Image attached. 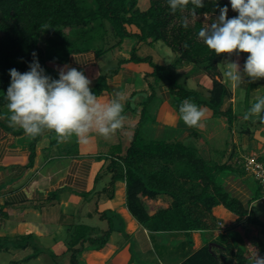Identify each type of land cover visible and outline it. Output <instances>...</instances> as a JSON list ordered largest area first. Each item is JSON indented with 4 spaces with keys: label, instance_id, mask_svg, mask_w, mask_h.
Returning <instances> with one entry per match:
<instances>
[{
    "label": "trees",
    "instance_id": "16d2710c",
    "mask_svg": "<svg viewBox=\"0 0 264 264\" xmlns=\"http://www.w3.org/2000/svg\"><path fill=\"white\" fill-rule=\"evenodd\" d=\"M139 1L0 0V114L7 104L5 94L10 85V69L21 73L28 71L33 52L41 67L47 70L48 61L64 63L71 54L89 50H94L99 57L121 49L127 38H135L130 56L122 57L119 64L108 69L91 89L94 94H101L108 88V78L126 64L150 63L144 72L148 86L144 89L146 98L140 105V124L132 134L126 153L114 151L108 165L114 173L113 181L124 178L127 206L145 228L156 233L182 231L193 245L198 237L203 240L201 247L178 264H252L253 256L242 246L235 228L239 223L253 224L261 226L264 234V223L252 207L254 200L262 198L264 188L256 175L245 167V158L252 151L230 162L224 160L228 144L209 151L206 145L195 144L202 137L196 128L188 138L148 139L142 131L145 120L154 119L149 107L162 85L168 86L173 106L178 111L183 100L190 98L210 113L204 121L225 116L232 128L237 117L233 106L222 109L226 98L232 95L229 85L221 78L220 65L226 54L215 55L198 38L199 29L205 25L192 16L193 5L173 13L168 0H149L147 8L140 7ZM225 6L229 9V18L238 15L232 11L230 0H204V6L195 11L196 14L213 15L219 14L220 8ZM184 17L189 18L187 28L181 23ZM45 24L50 28L43 30L41 25ZM159 40L178 54L173 64L158 63L152 55H139L140 46ZM189 63L195 71L212 79L209 95L186 86L185 77L184 84L180 82L174 67ZM231 155L235 157L238 153ZM257 156L264 163L262 154ZM231 181H238L250 189L252 197L244 199V194L239 193ZM113 184L110 198L114 196ZM218 205L238 216L235 226H221L214 213ZM97 213L105 222V228L91 233L83 228L78 230L83 236L70 245L69 264H79V254L83 250L103 247L113 233L114 222L107 210ZM222 228L225 231L217 237L205 236L209 230Z\"/></svg>",
    "mask_w": 264,
    "mask_h": 264
},
{
    "label": "crops",
    "instance_id": "0c3cea01",
    "mask_svg": "<svg viewBox=\"0 0 264 264\" xmlns=\"http://www.w3.org/2000/svg\"><path fill=\"white\" fill-rule=\"evenodd\" d=\"M140 50L144 55L139 53ZM130 53H124V55L128 57ZM138 53L141 56L152 55L155 61L161 56L156 52L143 51L142 46ZM109 54L107 52L98 57L94 50L77 52L71 54L64 63L48 61L47 66L51 72L58 74L55 77L57 79L59 78V70L66 65L82 71L91 81L90 89H92L107 71L103 68L106 63L108 64V58H111ZM177 56L176 53L170 64L160 63L171 65L176 61ZM147 68H143L144 72ZM138 69H141V64L129 63L124 65L108 78V88L97 95L102 101L111 99L117 90L127 95L128 100L125 103L123 115L126 117L125 124H131L128 139L131 138L134 129L137 127L134 128L131 122L134 126L139 124L137 122L142 110L140 105L147 95L144 90L146 86L141 90L135 88L137 81L135 75ZM174 69L180 77H194L199 82L205 79L208 88H210L211 78L205 73L195 71L192 64L179 65ZM207 77L208 79H206ZM240 87L248 88L247 78ZM131 96L135 98L133 104L131 103ZM158 97L149 107L154 119H148L144 122L143 133L149 135L148 139L188 138L187 136H190L195 127H188L180 119V113L173 106L172 96L167 85H162L159 88ZM228 98H232V95L226 98L222 109L226 110L229 106H233L235 113L236 109L232 102L225 107ZM6 114L7 108L5 106L0 114V240H3V245L2 241L0 243V251L1 248L3 252H7L11 248L28 247L26 244L20 246L9 242V239L18 238V236H30L31 238L38 235L44 239L45 236H54L62 226L67 228L69 233H74L76 232L75 226L80 225L76 224L77 213L80 214V219L85 214H88L90 218L95 216L99 223L90 225L84 231L86 233L98 232L100 227L105 225V222L99 219L97 211L104 209L112 217L113 232L116 231L117 234L113 236L112 233L103 247L83 250L79 254V264L82 261L86 262L85 264H124L121 257L118 256L120 262L114 257L119 253L121 241L128 239L127 247H133L135 257L140 258H136L137 261L133 260L132 264H143L141 259L145 262L157 260L160 264H178L204 244L200 237H198L197 243L191 244L187 235L182 231L163 233L150 231L133 216L127 206L126 181L124 178L113 181L114 173L108 167L114 157V151L124 154L128 146L125 149L122 146L113 148L116 145L109 138L105 139L98 135H93L87 143L78 142L75 137L67 143H58L55 133L52 131H45L42 135L30 138L24 134L22 129L9 127ZM185 130H189V133L182 136ZM124 135L127 137L126 134ZM242 140L251 151L259 149V142L250 135H244ZM106 147L108 148L106 149ZM33 150H35L34 154ZM263 152L264 150L262 155ZM232 182L246 189L248 194H242L244 199L252 197L250 189L242 186L238 181ZM112 183H114V196L110 198L109 192ZM88 201L90 203L85 204ZM216 207L230 219L238 218L225 206L218 205ZM82 225L86 226L84 223ZM207 232L205 233L206 237L213 238L209 237ZM117 236L120 237V240H117ZM159 236L165 241H169L170 244L180 246L173 254L170 263L164 255L150 249L151 245H160ZM125 237L126 239H124ZM69 247H64L62 252L68 253ZM157 248L158 250L161 249V247ZM43 249L46 250V248ZM47 249L46 252L51 248ZM50 252L55 253L53 250ZM126 253L128 252L124 251L122 257L131 259L130 253L125 257ZM184 253L185 256H183ZM13 261L16 262L17 260L13 259Z\"/></svg>",
    "mask_w": 264,
    "mask_h": 264
},
{
    "label": "clouds",
    "instance_id": "9594fccd",
    "mask_svg": "<svg viewBox=\"0 0 264 264\" xmlns=\"http://www.w3.org/2000/svg\"><path fill=\"white\" fill-rule=\"evenodd\" d=\"M168 4L173 13L191 4L195 17V10L204 6V0H168ZM230 5L238 15L229 18L228 7L220 8L218 17L199 29L198 38L217 56L248 54L242 70L238 62L224 63L225 80L232 88H239L246 78L249 82L264 79V0H230ZM181 23L187 28L189 18H182ZM41 28L50 27L45 24ZM32 56L28 71H9L11 80L5 94L9 127L22 129L30 138L52 131L58 143H67L73 137L87 143L93 135L108 139L123 127L128 100L124 92L117 90L111 99L102 101L91 91V81L82 71L66 65L59 70V78L52 79L45 74L37 54L33 52ZM179 113L188 127H199L205 117V111L190 98L183 100ZM262 114L264 96H259L243 119L257 116L264 123ZM252 264H264L258 251Z\"/></svg>",
    "mask_w": 264,
    "mask_h": 264
},
{
    "label": "rangeland",
    "instance_id": "374dc122",
    "mask_svg": "<svg viewBox=\"0 0 264 264\" xmlns=\"http://www.w3.org/2000/svg\"><path fill=\"white\" fill-rule=\"evenodd\" d=\"M149 5V0H140L139 1V6L142 8H147V6ZM219 14H196V16L194 18L196 19H201L204 23V25L206 26L208 23H210L212 20H214L216 17H218ZM134 30H137L136 28H133ZM135 38H127L125 40L124 45L122 46V48L120 49H115L113 52H109L110 54V59L108 58V64L106 63V66L103 68L104 70H108L113 66H117L119 64V61L122 57H124V53H130V49H132L134 42H135ZM99 46V45H98ZM147 49H145V48ZM141 48V46H140ZM142 50L143 51H148L149 53H159L161 56L156 60L158 63L160 62H165L166 64H170V62H172V58L175 56V52L172 50L171 47H169L164 41L159 40L157 42L154 43L153 46H150L149 44H144L142 45ZM124 52V53H123ZM140 54H142V51H139ZM144 55V54H142ZM155 55V54H154ZM248 54L246 53H239L237 54H232L231 56H229L228 54H226L225 60L221 63L220 65V69H221V78L223 79L224 82H226L231 91H232V98H228V100L226 101L225 107L229 106V103L232 102V105L235 106V114L237 117L234 118V124L232 128H229V120L225 117V116H221V117H211L210 120L204 121L202 122V124L199 127H195L198 132L201 133V138L198 139L195 144H197L198 146L202 147V145H206L208 148V151L210 150V148H213L215 146H225L226 144H228L227 146V152H226V157H225V161H230L232 162L233 160H236L237 158H240L241 156H246V154H248V152H251V150L249 149V147L247 146V144L242 140V138H244V135L249 133L252 135V138L257 140L259 142V149L256 151H252V153H255L257 155H261L262 151L264 150V123L261 122L260 117L257 116H252L250 119L248 120H244L243 119V115L244 113L249 109V107L256 102L257 97L259 96H264V79H260L257 80L255 82H249L247 80V82H249L248 84V88L247 87H239V88H232L230 83H228L224 76H223V71H224V63L228 62V61H234V62H238L241 70L243 69V61L244 59L247 57ZM157 57V56H156ZM163 60V61H162ZM135 64H141V69H138L136 71V75L135 78H137L136 84H135V88L136 89H140L143 88L144 86H148L147 85V78L145 77V73L143 68L144 67H148V65L150 64L147 61L141 62V63H135ZM144 66V67H142ZM46 75L50 76L51 78H55L58 74L51 72L49 70V68H47V70H45ZM193 73V72H192ZM195 74V72L193 73ZM184 77H180L179 80L181 83L184 84ZM57 79V78H55ZM202 79V78H201ZM208 79V77L206 78ZM205 80V79H204ZM201 80V82L197 81L194 77H187L186 78V86L192 88V89H200V91L202 92V94L205 95H209L210 93V89L213 85L212 79L210 80V88H208L207 86V81L205 80ZM134 87V86H133ZM159 98V97H157ZM135 98H133L131 96V103H134ZM156 98L154 99L153 102H155ZM158 100V99H157ZM150 109V108H149ZM150 113L152 114V110L150 109ZM209 112L205 113L206 115H209ZM264 115V114H262ZM239 117V118H238ZM147 120V119H146ZM145 120V121H146ZM258 121V122H257ZM131 122V121H129ZM133 127L135 128L136 126H138L137 124L134 126L133 122H131ZM140 124V119L138 120V122ZM131 125V124H130ZM130 125H126L124 122V125L121 129H119L114 135H112L109 139L111 142H113L114 145H116L113 148H118L119 146L122 148H127V146L129 147L128 144H130L131 138H129V128ZM135 130V129H134ZM143 130V127H142ZM133 131V129H132ZM189 130H185L182 133V136L187 135L189 132ZM248 131V132H246ZM127 135V137H125V135ZM143 135L148 138L149 135H146L145 133H143ZM188 137V136H187ZM108 147H106L107 149ZM110 148V147H109ZM238 153L237 156L234 157V155L232 156L231 153ZM263 158H264V152H263ZM264 160V159H263ZM249 174V173H248ZM252 177V174H249L248 176ZM253 179V177H252ZM241 181V180H240ZM233 186L235 185V187L238 189V191H240V193H243L245 195L248 194V192L246 191L245 188L243 187H239V185H236L235 182H232ZM90 201L86 202L85 204H89ZM252 207L255 211V214L257 215V217L264 223V201L262 199H256L253 201L252 203ZM215 215L218 217V222L220 221L222 223L221 226H226L227 227H231V226H235V224H237L236 219L235 218H229L226 215H223L220 212L219 208H215L214 210ZM80 214L77 213L76 216V224H80V225H76L75 226V231L74 233H69L67 228L65 227H61V229L58 230L57 233L54 234V236L50 237V236H45L44 239H42V237L35 235L34 237L30 236H23V237H19L18 238H13V239H9V242H13L16 245H20L21 244H26V246L28 247H18V248H11L10 251H4L1 248L0 251V264H69L70 263V259L68 257L69 253H65L62 252L64 247L67 248L69 247L73 241H77L79 238H81V236L83 235H79L78 231H80L81 225L84 223L86 226L82 225L83 230L86 229L87 227H89L90 225L99 223L97 222L98 219L94 216L92 218L89 217L88 214H85L84 216H81V219L79 217ZM124 221V220H123ZM101 224V223H100ZM123 224V223H121ZM102 227L105 228L104 224L102 225ZM121 227V226H120ZM123 228V227H121ZM236 230L239 232L240 237H241V244L243 247H245L247 250H249V252H251L252 256L255 255L256 251H258L259 255L264 257V234L261 231V226L257 227L256 225L253 224H248V223H239V225H237ZM225 231L222 229H216V230H209L207 233V235H209V237H217V235H219L220 232ZM123 232V231H122ZM84 234V233H82ZM117 233L116 231L113 232V236H115ZM166 236V235H165ZM206 236V234H205ZM118 239L120 240V237L117 236ZM164 237V236H162ZM126 239V237L124 238ZM159 244L157 245L155 244L154 246L151 245L150 249H153V251H155L156 253H160L162 255H164V257L167 258L168 263H170L169 261H171V258H173V254L176 253V251L179 249V245L178 244H170L169 241H165L164 239L160 238L159 236ZM2 241V245H3V240H0V243ZM129 241H121L120 245H119V253L116 257V260L120 262V258L122 259V262H124V264H132L131 262L133 260L140 259L138 256L135 257V253L133 252L134 249H132L133 247L126 245V243ZM151 243L153 241H150ZM49 244V245H48ZM157 247H161L160 250H158ZM43 248H46V250H44ZM47 248H51L50 250L55 251V253L50 252V250L48 252H46L48 249ZM132 249V250H131ZM128 252L125 254V257L130 253L131 255V259L130 258H124L122 256L123 252ZM120 254H122L120 256ZM186 254L184 253L183 256H185ZM119 256V257H118ZM24 258V259H22ZM17 260L16 262L13 261ZM143 264H160L157 260L154 261H150V262H145L143 259H141ZM137 261V260H136ZM140 261V260H139ZM86 262L82 261L81 264H85ZM172 263V262H171Z\"/></svg>",
    "mask_w": 264,
    "mask_h": 264
},
{
    "label": "built area",
    "instance_id": "2783aa9c",
    "mask_svg": "<svg viewBox=\"0 0 264 264\" xmlns=\"http://www.w3.org/2000/svg\"><path fill=\"white\" fill-rule=\"evenodd\" d=\"M245 167L247 171L256 175L264 188V163L258 159L257 154L252 153L246 156ZM261 199L264 200V194Z\"/></svg>",
    "mask_w": 264,
    "mask_h": 264
}]
</instances>
